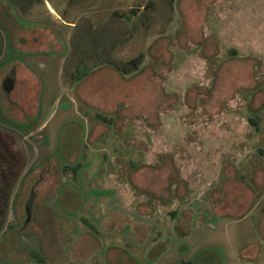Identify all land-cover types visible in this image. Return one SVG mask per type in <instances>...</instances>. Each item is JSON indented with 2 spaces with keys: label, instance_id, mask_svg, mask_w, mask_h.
<instances>
[{
  "label": "rangeland",
  "instance_id": "rangeland-1",
  "mask_svg": "<svg viewBox=\"0 0 264 264\" xmlns=\"http://www.w3.org/2000/svg\"><path fill=\"white\" fill-rule=\"evenodd\" d=\"M0 154V264H264V0H0Z\"/></svg>",
  "mask_w": 264,
  "mask_h": 264
},
{
  "label": "trees",
  "instance_id": "trees-1",
  "mask_svg": "<svg viewBox=\"0 0 264 264\" xmlns=\"http://www.w3.org/2000/svg\"><path fill=\"white\" fill-rule=\"evenodd\" d=\"M9 2H11V4L16 7V3L17 1L19 2V0H7ZM31 2V1H35L38 3L39 0H27V2ZM115 15H118L117 12H114ZM136 14V11L134 10V8H131L129 11L125 12V13H121L118 16L123 18L125 21L129 22L131 21L132 17ZM138 61V62H137ZM141 62V59L139 60L138 58L136 59H131L127 62V64H124L123 69L121 70V74H126L127 71H125V68L128 67V69L131 70H136L138 68L139 63ZM90 73V68L86 67L85 65H83V63L79 60V64L75 67V71L74 73H72V76L77 79V80H81L82 78H84L86 75H88ZM95 117L99 120L102 121L103 123H105L106 125H112L113 124V117L109 116L107 114L101 113V112H95ZM249 121L251 122V124H253L254 126H257V122L258 119L256 117H250ZM13 157V156H12ZM11 160H14V162L16 163V159L12 158ZM11 160L9 158L4 157L2 154H0V170L2 172V175H5V171L9 172V170H7L8 168L13 167V163L11 162ZM132 165L134 164L131 159L129 161ZM18 163V162H17ZM19 168H21V166H19ZM73 171H76V167H72ZM6 178L3 177V181ZM30 204V202H29ZM28 204V205H29ZM173 215V214H172ZM82 222H84L87 225V222L85 220H82ZM90 228H92V226H89ZM93 229V228H92ZM33 257H35L38 261H41V259L39 258V256H37V254H33Z\"/></svg>",
  "mask_w": 264,
  "mask_h": 264
},
{
  "label": "crops",
  "instance_id": "crops-1",
  "mask_svg": "<svg viewBox=\"0 0 264 264\" xmlns=\"http://www.w3.org/2000/svg\"><path fill=\"white\" fill-rule=\"evenodd\" d=\"M160 235V233H158ZM163 241H166L164 236L162 237ZM183 240H179L176 243L182 252L178 253V255L185 256L190 252V242L186 241V238H181ZM212 239L210 238L208 243L210 245L204 246L192 253L191 260L187 261L185 264H212ZM183 247V248H182ZM176 252V251H175Z\"/></svg>",
  "mask_w": 264,
  "mask_h": 264
},
{
  "label": "water",
  "instance_id": "water-1",
  "mask_svg": "<svg viewBox=\"0 0 264 264\" xmlns=\"http://www.w3.org/2000/svg\"><path fill=\"white\" fill-rule=\"evenodd\" d=\"M14 86V76L13 74H9L7 75L6 77H4V79L2 80L1 82V87H2V90L5 92L6 95H8L12 88ZM26 215H27V218H26V223L27 221L29 220V209L26 207Z\"/></svg>",
  "mask_w": 264,
  "mask_h": 264
}]
</instances>
